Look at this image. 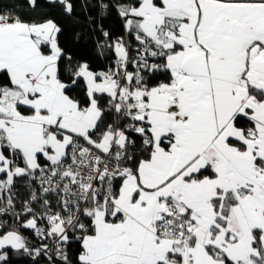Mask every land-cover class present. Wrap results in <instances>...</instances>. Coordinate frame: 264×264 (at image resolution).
<instances>
[{"label":"snow or ice","instance_id":"snow-or-ice-1","mask_svg":"<svg viewBox=\"0 0 264 264\" xmlns=\"http://www.w3.org/2000/svg\"><path fill=\"white\" fill-rule=\"evenodd\" d=\"M53 10L0 4V264H264V0H85L103 68Z\"/></svg>","mask_w":264,"mask_h":264},{"label":"trees","instance_id":"trees-1","mask_svg":"<svg viewBox=\"0 0 264 264\" xmlns=\"http://www.w3.org/2000/svg\"><path fill=\"white\" fill-rule=\"evenodd\" d=\"M72 2L74 4V14L71 18L62 16L58 10L50 12V15L56 16L63 25L62 42L78 57L83 56L84 58L90 59L94 68H103L108 62L102 58H96L93 43L95 37L88 31V26L85 23V18L90 14L83 10L85 0H72ZM88 2L91 3V0H88ZM17 3H22V0H0V4H4L5 6H11ZM17 11L25 18L36 15V13H29L23 8H18ZM91 15H95V13L93 12ZM104 23L105 27L111 28L114 32L120 30V22L114 13ZM76 33L81 34L79 42L75 40ZM17 188H21V185L18 184ZM0 219L8 220L9 224L12 222L11 218L7 216L0 217ZM25 259L23 257H13L16 264H24Z\"/></svg>","mask_w":264,"mask_h":264}]
</instances>
